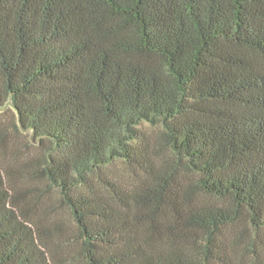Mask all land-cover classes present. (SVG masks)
<instances>
[{"label": "trees", "instance_id": "16d2710c", "mask_svg": "<svg viewBox=\"0 0 264 264\" xmlns=\"http://www.w3.org/2000/svg\"><path fill=\"white\" fill-rule=\"evenodd\" d=\"M0 264H264V0H0Z\"/></svg>", "mask_w": 264, "mask_h": 264}]
</instances>
